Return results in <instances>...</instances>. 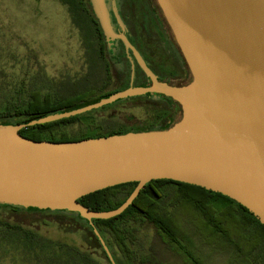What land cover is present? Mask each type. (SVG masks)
I'll return each instance as SVG.
<instances>
[{"label": "water", "instance_id": "water-1", "mask_svg": "<svg viewBox=\"0 0 264 264\" xmlns=\"http://www.w3.org/2000/svg\"><path fill=\"white\" fill-rule=\"evenodd\" d=\"M156 1L191 72L189 82L159 81L121 35L150 84L129 85L27 125L146 94L177 102L178 121L165 129L60 142L21 136L25 124H0V203L78 214L89 223L110 264L116 263L92 219L121 214L151 180L220 193L264 225V0ZM89 3L104 34L111 35L105 0ZM114 13L119 21L115 8ZM127 182L137 185L113 210L94 211L78 201Z\"/></svg>", "mask_w": 264, "mask_h": 264}, {"label": "trees", "instance_id": "trees-1", "mask_svg": "<svg viewBox=\"0 0 264 264\" xmlns=\"http://www.w3.org/2000/svg\"><path fill=\"white\" fill-rule=\"evenodd\" d=\"M86 63L87 71L77 81L84 83L81 88L67 91L62 87L67 79L54 84L45 76L41 80L33 77L28 83L22 82L13 88H0V124H25L19 130L21 136L60 142L165 129L176 122L170 120L171 110L164 99L146 94L121 99L83 114L27 125L32 120L74 110L122 90L120 87L104 90L110 78L94 59L91 65L89 60ZM92 67L96 69L93 77ZM138 100H144L153 107L151 118L131 124L114 119L115 113L122 110V105ZM156 104L161 107H156ZM73 125H77V128L74 129ZM136 185L137 182H127L111 186L82 196L78 201L94 211L113 210L125 201ZM2 209L59 215L67 219L65 229H83V243L79 246L68 245L46 238L36 224L23 225L0 214V245H14L31 256L35 264H110L89 223L78 214L0 203V211ZM135 220L151 224L186 264H201L194 256L192 243L184 238L182 231L184 225L190 226L196 220L203 221L206 237L211 239L210 244L223 243L224 251L233 254L243 264H264V225L239 203L200 186L169 179L151 180L121 214L109 219H92L116 264H140L147 260V256L137 248V236L128 224Z\"/></svg>", "mask_w": 264, "mask_h": 264}, {"label": "rangeland", "instance_id": "rangeland-1", "mask_svg": "<svg viewBox=\"0 0 264 264\" xmlns=\"http://www.w3.org/2000/svg\"><path fill=\"white\" fill-rule=\"evenodd\" d=\"M80 27L83 26L76 23L62 0H0V88H13L22 82L28 83L33 77L41 80L42 76L54 84L67 79L62 86L67 91L83 87L84 83L77 81L87 71V60L92 64V56L85 53L84 45L80 43ZM91 69L94 70L91 72L93 77L96 69ZM120 86L119 80L114 78L104 90ZM148 105L144 100L128 101L121 106L120 112L115 113L114 119L123 124L149 119L154 110ZM72 127L76 129L77 125ZM0 214L23 225L36 224L48 239L74 246L83 243V229H65L67 219L62 216L7 209H2ZM191 223L190 226L184 225L182 231L184 238L192 243L194 256L201 264H243L233 254L224 251L223 243L210 244L203 221ZM128 224L137 236V248L147 256V260L140 264H186L151 224L140 220ZM0 264L35 262L14 245L6 244L0 245Z\"/></svg>", "mask_w": 264, "mask_h": 264}, {"label": "flooded vegetation", "instance_id": "flooded-vegetation-1", "mask_svg": "<svg viewBox=\"0 0 264 264\" xmlns=\"http://www.w3.org/2000/svg\"><path fill=\"white\" fill-rule=\"evenodd\" d=\"M105 3L113 30L109 36L102 31L89 0H62L76 23L85 26L79 28L80 43H83L85 53H90L103 73L108 75L110 83L115 78L119 80L120 88L125 89L129 85L151 82L131 49L124 45L121 35L159 81L172 85L190 81L191 72L156 0H105ZM151 96L164 99L171 110V121L180 118L181 107L177 102L161 94Z\"/></svg>", "mask_w": 264, "mask_h": 264}]
</instances>
